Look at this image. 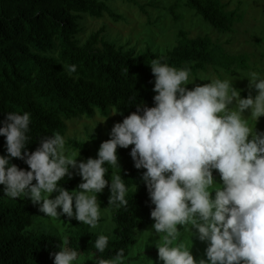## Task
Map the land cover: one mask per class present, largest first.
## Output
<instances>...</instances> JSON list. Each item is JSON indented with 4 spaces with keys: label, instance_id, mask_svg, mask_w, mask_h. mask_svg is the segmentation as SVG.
Segmentation results:
<instances>
[{
    "label": "clouds",
    "instance_id": "obj_1",
    "mask_svg": "<svg viewBox=\"0 0 264 264\" xmlns=\"http://www.w3.org/2000/svg\"><path fill=\"white\" fill-rule=\"evenodd\" d=\"M149 64L154 105L135 103L137 110L113 125L96 158L78 160L80 151L58 131L41 137L29 151L31 113L7 112L0 121L6 141V153L0 154L5 196L30 199L43 217L66 215L98 230L95 252L87 259L62 236L59 250L50 253L53 264H86L89 259L93 264H142L145 259L154 264L144 255L150 237H158L152 242L160 264H264V130L256 128L264 117V72L243 73L250 91L242 97L231 76L197 77L190 66L173 67L162 57ZM63 69L71 76L77 65ZM197 79L209 82L197 84ZM129 146L134 167L144 169L141 179L154 205L152 230L139 241L142 255L131 262L135 249L127 255L124 247L108 258L99 255L109 249L112 234L101 220L109 209H126L129 193L137 191L136 183L126 184L121 173H114L110 183L106 178L109 166L121 169L117 149ZM74 173L81 182L68 190L59 182ZM106 187L108 208L102 209L98 194ZM194 237L207 245L199 258L192 252Z\"/></svg>",
    "mask_w": 264,
    "mask_h": 264
},
{
    "label": "trees",
    "instance_id": "obj_2",
    "mask_svg": "<svg viewBox=\"0 0 264 264\" xmlns=\"http://www.w3.org/2000/svg\"><path fill=\"white\" fill-rule=\"evenodd\" d=\"M110 2L0 0V121L10 111L31 113L29 151L39 146L41 137L57 131L65 136L69 119L91 117L97 110L107 115L114 110L122 122L137 110L135 103L153 106L152 59L162 57L177 68L188 65L197 77L208 74L210 68L226 74L248 70V57L228 54L209 35L190 37L180 33L177 43L162 54L149 47L140 51L127 48L108 39L103 28L83 39L87 16L100 18L107 13L119 18ZM184 4L220 33L232 32L239 23L238 8H230L223 0H185ZM71 64L77 65V72L69 76L63 65ZM5 143V137L0 136V154L6 153ZM69 144L86 161L97 157L101 141H95L92 149L82 140L70 139ZM131 147L117 149L121 169L109 166L106 174L110 183L114 173H121L126 184L136 183L137 191L129 193L126 209H109L114 227L109 249L99 254L105 258L121 247L126 255L130 253L138 232L154 222L150 217L154 205L141 179L144 169L134 167ZM12 162L20 168L29 167L18 158ZM80 182V176L74 173L59 183L73 190ZM109 196V187L98 194L102 209L108 208ZM38 210L25 199L0 200V264H53L50 253L58 251L63 241L50 231H28ZM62 218L69 227V246L83 255L93 254L98 231L66 215Z\"/></svg>",
    "mask_w": 264,
    "mask_h": 264
},
{
    "label": "rangeland",
    "instance_id": "obj_3",
    "mask_svg": "<svg viewBox=\"0 0 264 264\" xmlns=\"http://www.w3.org/2000/svg\"><path fill=\"white\" fill-rule=\"evenodd\" d=\"M111 8L119 14V18L114 19L105 13L103 17H86L83 21L82 38H87L90 34L104 29L103 34L108 39L116 40L117 43L127 48L133 47L136 51L149 47L158 53H165L178 41L180 33L186 36L196 37L209 35L210 38L225 47L228 54H240L248 57V70H235L232 74L224 71L217 73L214 68L206 75L231 76L234 86L241 90V96L247 97L249 93L248 78L243 77V73L249 70L264 72V0H223L230 8H238L240 13L239 23L230 33H220L205 22L196 12L185 6V0H110ZM222 1V0H221ZM209 81H197V84L208 83ZM194 87L191 85L189 88ZM253 95H255V91ZM116 122H121L117 113L111 110L107 115L97 110L93 116H82L80 118L66 121V139L68 146L70 139L88 140L89 148L92 149L95 141H105ZM257 130H264V117H260L256 124ZM79 138V139H78ZM79 152L78 150H75ZM78 160H84L80 154ZM217 179L219 180L218 174ZM54 196V194H53ZM8 199L0 185V200ZM21 199V198H16ZM31 204L30 199L25 198ZM37 206V205H35ZM38 215L33 224L28 227V231L41 232L50 231L62 236L67 235L69 229L64 224L63 218L57 220L43 217V213L38 210ZM107 222L108 227L113 228V221L110 211L101 220V224ZM154 223V222H153ZM152 224L138 232V240L131 248L135 249L136 255L129 256V261H136L142 255V247L139 243L143 232L152 230ZM98 231V230H97ZM107 233V232H106ZM105 233V234H106ZM158 237H150V242L143 245L146 258L160 264L158 261V249L154 242ZM206 243L193 238L192 252L194 257L204 256ZM130 251V252H131ZM85 259L89 256L81 254ZM86 264H93L92 260H86ZM142 264H148L145 259Z\"/></svg>",
    "mask_w": 264,
    "mask_h": 264
}]
</instances>
